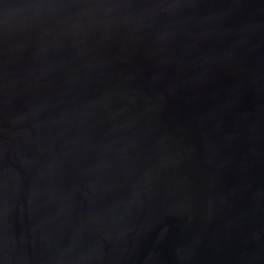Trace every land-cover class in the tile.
<instances>
[{"label": "water", "instance_id": "95a60500", "mask_svg": "<svg viewBox=\"0 0 264 264\" xmlns=\"http://www.w3.org/2000/svg\"><path fill=\"white\" fill-rule=\"evenodd\" d=\"M0 264H264V0H0Z\"/></svg>", "mask_w": 264, "mask_h": 264}]
</instances>
